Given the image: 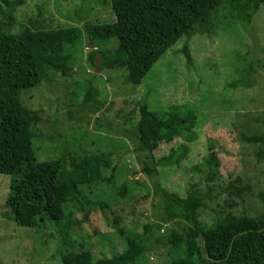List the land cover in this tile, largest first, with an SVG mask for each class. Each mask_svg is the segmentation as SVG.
Segmentation results:
<instances>
[{
    "label": "rangeland",
    "instance_id": "1",
    "mask_svg": "<svg viewBox=\"0 0 264 264\" xmlns=\"http://www.w3.org/2000/svg\"><path fill=\"white\" fill-rule=\"evenodd\" d=\"M12 16L7 29L11 33L33 21L44 28L74 26L80 30L74 49L68 52L72 72L61 75L47 71L38 86L19 92L24 107L41 110L42 121L30 125L34 162L52 160L64 152L77 159L99 155L102 177L112 172V179L109 184L99 181L80 187L75 204L64 206L69 244L63 245L57 227L46 220L31 228L10 219L3 207L10 175H0V264H61L62 253L79 249H87L93 260L109 258L125 248L118 228L130 236L139 233L143 224L153 222L160 210L152 207L150 183L139 171L131 144L115 131L135 124L140 103L160 116L171 107L196 116V139L187 144L186 158L177 166L157 167L160 187L184 197L190 191L205 189L208 172V186H248V192L224 193L206 201L196 210L201 225L209 226L215 217L226 214L254 217L264 212L259 198L262 194L264 199V160L255 163L256 147L237 139L239 133L264 135L263 126L254 121L264 118V5L246 22L222 8L209 34L179 38L138 85L130 84L122 68L98 71L86 60L88 50H106L116 44L113 39L92 44L82 29L84 22L113 21L108 0H27ZM183 44L190 55L188 68L179 52ZM248 64L251 86L231 87L233 81L243 82ZM88 86L93 107L81 105ZM180 143L179 138L160 143L152 156H164ZM120 184L125 185L123 196L117 193ZM171 214L168 221L158 222L151 235L157 243L141 253L138 264H168L183 255L182 249L167 242V236L169 230L189 224L179 207H173ZM197 245H201L199 238Z\"/></svg>",
    "mask_w": 264,
    "mask_h": 264
},
{
    "label": "trees",
    "instance_id": "2",
    "mask_svg": "<svg viewBox=\"0 0 264 264\" xmlns=\"http://www.w3.org/2000/svg\"><path fill=\"white\" fill-rule=\"evenodd\" d=\"M26 1L0 0V175H10L3 207L16 225L34 228L43 220L53 224L62 244L68 245V211L64 206L75 204L82 186L99 181L109 184L112 172L107 178L102 177L101 157L94 154L77 159L64 152L55 159L34 162L30 125L42 121L41 110L24 107L19 92L38 86L47 71L61 75L72 72L68 52L74 49L80 30L74 26L44 28L33 21L18 32H9L12 12ZM108 2L113 21L84 22L82 29L92 44H104L110 39L116 44L106 50H88L86 60L98 71L122 68L132 85H138L149 68L179 38L184 36L188 40L194 35L209 34L215 15L222 8H228L239 21L246 22L254 10L264 5V0ZM179 52L185 67H190L187 46L183 44ZM249 68L250 64L244 69L243 82L233 81L231 87L251 86L252 80L247 77ZM91 90L88 86L82 106L89 103L93 107ZM177 110L171 107L160 116L140 103L135 124L129 129H115L119 137L131 144L130 151L139 171L150 183L152 207L160 210L155 212L153 222L143 224L139 233L130 236L118 228L117 233L125 242L120 253L93 260L87 249H79L62 253L61 264H138L141 253L157 243L151 240V235L158 222L168 221L173 207L180 208L181 217L189 225L169 230L167 242L179 251L182 249L183 255L168 264H264V212L254 217L226 214L215 217L209 226L197 221L196 210L204 207L206 201L224 193L248 192L247 185L226 189L211 187L207 184L208 172L205 189L190 191L184 197L159 186L157 167L179 165L188 153L187 144L196 139L194 112ZM254 121L264 128L263 117H256ZM105 126L110 127V123ZM174 138H179L181 143L169 148L164 156L157 159L152 156L160 143H170ZM237 139L256 147L255 163L264 160V135L239 133ZM117 193L124 195V184L119 185ZM259 196L264 203L263 195ZM117 221L115 218L114 222Z\"/></svg>",
    "mask_w": 264,
    "mask_h": 264
}]
</instances>
